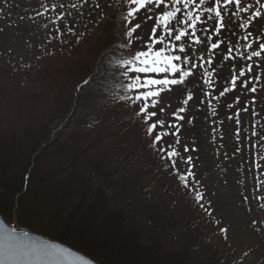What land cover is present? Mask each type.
Masks as SVG:
<instances>
[{"label":"rangeland","instance_id":"374dc122","mask_svg":"<svg viewBox=\"0 0 264 264\" xmlns=\"http://www.w3.org/2000/svg\"><path fill=\"white\" fill-rule=\"evenodd\" d=\"M60 2L67 5L72 2L79 3V0H0V63L31 66L33 69L35 65L44 61L42 58L48 50L59 52L58 50L67 49V45L76 39L82 19L85 26L90 24L92 16L101 15V10L104 9L105 12L108 3H115L117 0H88V3L79 11L72 10L74 19H66L69 23L76 25L75 34H68L64 22L60 21L58 26L64 34L58 38L54 30L56 26L49 23L50 18H54L56 13L49 11L42 17H37L35 14L44 10L42 5ZM97 2L101 6L100 9L94 8ZM80 12L83 13L82 17ZM29 17H35V22ZM240 31L237 30V33L239 34ZM194 47L199 46L194 45ZM205 67L209 71L210 65ZM203 74L204 68H201L197 78L200 79ZM209 74L211 75L210 71ZM34 76L31 70H23L12 80L0 73V87L5 88L0 94L1 196L5 197V192L10 188L9 183L2 185L1 180L5 179L4 182L9 180L2 177L10 175L16 168L17 162L19 168L23 170L20 160L24 153L27 156L31 153L29 150L25 151L29 141L42 145L51 138H57L62 142L66 140L65 154L63 156L59 154L58 166L71 164L76 170L84 171L91 184L105 191L109 205L121 208L123 211V222L116 218L119 223L113 219L111 224L116 233L113 235L117 243L121 241L134 244L130 243L132 237L139 242H145L149 237L154 238L158 247H152L151 255H157L154 259L157 264L158 256L164 257L163 264H169V260L176 264L181 257L188 255L189 260L186 264H264V207H262L264 205V159H262L264 158V140H260L259 136L251 135L253 125H255V131L264 135V118H258L260 97L256 98L257 115L251 114L250 106L249 112L240 113L239 126L235 123V115L237 108L243 107V102L233 109V119L224 121L222 127L218 126L208 106L206 108L204 156L208 159L210 173L215 175L216 181H219V175L224 178L219 187L222 195L226 196V202L221 208L223 221L220 229H226V238L221 241L213 229L197 223L180 222L175 218L176 214L168 208H158L152 195L135 189L129 171L133 161H129L130 156H126L125 153L128 148L125 151L124 147H118V155L108 154L107 156V152L112 148L110 132L107 129L104 130L99 139L98 133L101 132L95 128L97 127L95 121H90L85 126L74 130L70 111L68 114L64 113L66 115L64 118H51L50 121L54 120L50 123L45 119H38L40 121L38 123L33 121L32 119L40 113L44 115V112L39 111V107L45 105V99H54L59 103V107H62L61 111H66L67 107L62 102L66 99L65 92L68 89L61 78L56 81L51 80L53 81L51 83L46 81L44 84H36L33 81ZM200 81L204 92H208L207 86L203 85L201 79ZM30 91L34 92L31 94L41 96L38 104L28 101L26 94L30 93L26 92ZM261 93L264 92L261 90L255 95ZM206 101L207 104L208 101L212 103L211 95L206 97ZM155 110L160 117L161 113L158 109ZM25 124L31 126L32 138L22 133V127ZM237 127L241 129L239 141L236 138ZM39 129L41 131L36 132ZM77 132H83L84 135ZM72 133H74L73 136L69 137ZM250 144H256L257 147L253 148ZM238 147L239 152L236 151ZM198 150L200 149H195V151ZM182 158L187 159L185 156ZM256 164L262 167L257 168ZM203 183L211 185L206 180H203ZM241 184H244L245 190L242 189ZM24 185L21 191L12 193L11 197L15 199L14 201L25 193ZM54 196L51 190L42 192L41 189H35L24 198L25 208L24 206L20 208H24L22 212L20 211L22 214L14 209L4 217L11 225L23 226L60 240L56 235L59 234V230L62 235L64 234L61 231V225L59 222L49 220V215L46 213L55 209L56 213L61 212L57 213L58 216H65L70 206L77 201L78 196H65L59 211L58 202L53 199ZM39 198L41 201H38ZM243 200H246V204ZM101 219L102 217L99 218ZM253 220L256 224L252 223ZM136 225L141 227L142 233L137 234L134 229L129 230V227H136ZM50 227L55 229L49 230ZM117 227H119L118 232ZM220 229L219 236L224 234ZM119 250L125 252L121 247ZM167 252L170 253L169 256H165ZM100 262L103 263L102 260Z\"/></svg>","mask_w":264,"mask_h":264},{"label":"trees","instance_id":"16d2710c","mask_svg":"<svg viewBox=\"0 0 264 264\" xmlns=\"http://www.w3.org/2000/svg\"><path fill=\"white\" fill-rule=\"evenodd\" d=\"M249 2H252V0H249ZM107 6L105 12L104 9L100 12L103 16L102 19L101 15L92 16L90 24L86 26L82 19L79 24V33L76 39L67 45V49L58 50L59 52L48 50L42 58L44 61L35 65L33 69H31V66H13L9 63H0V73L13 80L23 70H31L35 75L33 81L36 84H44L46 81L51 83L53 82L51 80L63 79L68 89L65 92L66 99L62 103L67 107V110L61 111L62 107H59V103L55 102L54 99H45V105L39 107V111L44 112V115L40 113L35 119H31L37 123L40 122L38 119H45L46 122L50 123L54 120L50 121L51 118H64L65 114L71 111L74 130L85 126L90 121H95L97 124L95 128H98L101 132L98 133L99 139H101L104 130L107 129L110 132L112 148L107 152V156L108 154L118 155V147H124L125 151L128 148L125 153L126 156H130L128 160L133 161L129 171L135 189L141 193L153 195L158 208H168L176 214L175 218L180 222L197 223L213 229L216 236L222 241L225 239L226 234L219 236V229L223 221L221 208L226 202V196L222 195L219 187H221V180L224 178L219 175V181H216L215 175L210 173L211 167L208 159L204 156L206 108L208 104L201 81L197 78L199 83L196 81L190 83L189 87L193 91L194 100L190 101L188 106L182 103L187 97L181 86H173L171 92L162 93L160 105L165 109L160 118L164 119L166 123L171 121L180 125V132L177 134L179 144L176 143L177 137L171 134L164 139L163 143L166 146L172 145L180 157H192L194 179L199 181V184H190V188H195L202 194V200L198 203L194 199L195 192L183 187L177 175L173 173L170 166L171 162L161 160L160 154L150 147L151 138L145 133L146 125L135 116L133 107L127 106L124 101L119 99V95L124 94L121 85L127 79L122 75L123 69L119 64V58L129 51L135 52L143 49L136 44L131 48L121 49L118 47L119 32L124 31L125 27L119 24L121 17L117 12V2L108 3ZM126 9L127 6L124 10L126 11ZM143 14L144 10H141L137 17L138 22H141ZM114 19L119 28L115 32L113 30ZM153 24L154 20L143 22L138 30L140 35L146 38L150 37ZM158 31H162V29L158 28ZM253 31H256L255 25ZM77 37H79L78 42ZM228 38L230 37L227 33L224 37H221V40L225 41V46ZM109 45H113V48H115V55L113 51L109 50ZM162 46L159 45V47ZM101 56H103V60L100 59L99 64L96 65L98 58ZM209 65L214 86L211 89L208 88V92L211 93L212 104L216 109V115L212 116L217 120L218 126L222 127L224 121L229 120L228 116H232L233 109L239 106L235 105L234 101L236 96L240 95V92L239 90H233L226 93L224 97H219V91H223V87L231 86L232 65L223 62L222 58H214V63ZM213 67L219 75L212 72ZM149 75L162 77L164 74L152 73ZM86 79H91L92 83L87 86L76 87L82 80ZM261 82L264 83V80ZM4 90L5 88L0 87V94ZM262 91L264 92V90ZM26 93H30L26 94L28 95V101L38 104L41 96L31 94L34 93L32 91ZM252 96L260 97L261 104L258 118H264V107H262L264 106V93L243 95L241 96V102L251 101ZM200 100H204V103L197 106ZM230 103L234 104L231 109L227 107ZM180 107H186V111L179 113L184 117V120L177 121V118L172 114ZM190 118L191 123L188 122ZM221 121L222 123H220ZM40 129L36 132L41 131ZM31 130L29 124L22 127V133L28 138L33 136ZM169 132H175V128L169 129ZM77 133L84 135L83 132ZM65 143L66 140L62 142L56 138L43 147L36 142H28L25 151L29 150L31 153L28 156L24 153L20 160L23 170L19 168L17 162L12 173L2 177L9 179L7 182H4L5 179L1 180L2 185L9 183L10 188L5 192V197L0 195V212L4 216H8L10 211L14 209L17 212H22L25 208L23 202H26L24 198L35 189H41L42 192L51 190L55 194L53 199L58 202V211L65 196L75 195L78 196V199L70 206L65 216H58L57 213L61 212L56 213L55 209L46 213V215H49V220L59 222L61 225V231L64 234L62 235L59 230V234L56 235L57 238L81 249L99 261L102 260L104 264H157V261L154 260L157 255H151L152 247H158L154 238L149 237L147 241L139 242L132 237L130 243L134 244L122 243L121 241L117 243L113 235V233L115 235L116 233L111 224L113 219L118 222L116 218L121 223L123 222L122 209L111 207L105 191L91 184L84 171L76 170L71 164L58 166L59 154L62 156L65 154ZM185 146L189 149L187 152L184 151ZM197 148L200 150L194 152L193 149ZM201 149L203 150L201 151ZM166 163L169 164L167 168L165 167ZM177 168L180 169L181 173L186 174L188 166L181 163L180 159L177 158ZM27 175L28 177H26ZM203 180L209 181L211 185L204 184ZM236 182L240 185L239 181L236 180ZM23 185L25 186V193L20 195L16 202L11 195L13 192L21 191L24 188ZM241 187L245 190L244 184H241ZM38 201H41V198ZM201 203L204 205L203 208L200 207ZM243 203L246 204V200H243ZM23 206L24 208L20 209ZM100 217H102L101 220H99ZM50 228L49 230L55 229ZM118 229L119 227H117V232ZM131 229H134L137 234L142 233L141 227L137 225L136 227H129V230ZM119 247L123 248L125 252H121ZM169 255L170 253L167 252L165 256ZM188 256L181 257V260L176 264H186L189 260ZM163 258L158 256V264H163ZM168 263L173 264L170 260Z\"/></svg>","mask_w":264,"mask_h":264},{"label":"snow or ice","instance_id":"6c2138e0","mask_svg":"<svg viewBox=\"0 0 264 264\" xmlns=\"http://www.w3.org/2000/svg\"><path fill=\"white\" fill-rule=\"evenodd\" d=\"M87 3L88 0H79V3L72 2L67 5L63 2L42 5L44 10L35 15L42 17L49 11L55 12V17L50 18L49 23L56 26L54 30L60 38L64 33L58 22H64L68 34H75L76 25L69 23L66 18L74 19L72 10L79 11ZM117 5V12L121 17L119 24L125 27L124 31L119 32L118 47L131 48L136 44L143 49L129 51L119 58V64L123 69L122 75L127 78L121 85L124 94L119 95V99L127 106L133 107L135 116L146 125L145 133L151 138L150 147L160 154L161 160L171 162L173 173L177 175L181 185L195 192L194 199L199 203L202 194L195 188H190V184H199V181L194 179L192 157L189 156L185 160L172 145L166 146L163 143L171 134L177 137L176 143L179 144L177 134L180 132V125L171 121L166 123L158 116L155 109L161 114L164 113V107L160 106L161 94L171 92L173 86H181L184 89L187 98L182 103L188 106L189 102L194 100L189 85L193 81L199 83L196 74L201 68H204V74L200 79L203 85L211 89L214 84L205 65L213 64L214 58H222L223 62L232 65L231 86L223 87V91H219V97H224L226 93L238 89L240 95L236 96L234 104L240 105L241 96L264 90V83L261 82L264 80V0H252V2L249 0H117ZM125 6H127L126 11ZM100 7L98 2L94 4V8L100 9ZM141 10H144L143 18L141 22H136ZM80 15L83 13L80 12ZM29 19L35 22V17ZM153 20L151 36L147 38L141 36L138 30L142 23ZM158 28L162 31H158ZM113 30L114 32L119 30L115 19ZM237 30H241L239 34ZM225 33L230 37L226 41V46L225 41L221 40ZM78 41L79 37H77ZM159 45L163 46L159 47ZM153 46H157L155 50ZM108 47L115 55L113 45ZM100 59L103 60V56ZM212 72L219 75L215 67ZM152 73L164 75L162 77L149 75ZM91 83V79L83 82L84 86ZM210 94L204 92L205 97ZM203 103L204 100H200L197 106ZM234 104L230 103L227 107L231 109ZM255 105L256 97L252 96L251 101L245 100L243 107L237 108L235 115L237 126L241 124L240 113L249 112L250 106L251 114L257 115ZM208 108L211 115L215 116L216 109L211 101H208ZM185 111L186 107H180L172 115L177 121H182L184 117L179 113ZM228 119L231 121L233 116L229 115ZM188 122H192L191 118ZM172 128H175V132L170 133L169 129ZM240 132V127H237L238 141ZM251 135L259 136L260 140H264V135L255 131V125ZM250 146L257 147L256 144ZM188 150L185 146L184 151ZM236 151L239 152L240 148L238 147ZM177 158L181 163L188 165L186 174L181 173L177 168ZM255 166L262 167L260 164ZM165 167H169V164L166 163ZM257 186H260L259 180ZM200 207L203 208L204 205L201 203ZM252 223L256 224V221L253 220ZM220 231L226 233V229L222 228ZM0 264H95V262L63 243L33 237L28 231H18L16 227L0 219Z\"/></svg>","mask_w":264,"mask_h":264},{"label":"water","instance_id":"95a60500","mask_svg":"<svg viewBox=\"0 0 264 264\" xmlns=\"http://www.w3.org/2000/svg\"><path fill=\"white\" fill-rule=\"evenodd\" d=\"M0 219H4V217H3L1 214H0ZM4 220H5V219H4ZM5 221H6V220H5ZM6 223H7V221H6ZM11 226H12V225H11ZM12 227H16L18 231H20V230L28 231V232L30 233V235H32L33 237H37V238H40V239L49 240V241H53V242L63 243V242H61V241H59V240L52 239V238H50V237H48V236H45V235H43V234H41V233H39V232H35V231L33 232L32 230L30 231V229L25 228V227H20V226H12ZM63 244H64L65 246H68V245H66L65 243H63ZM68 247H71V246H68ZM71 248L74 249V250H76V251H78V252H80L81 254L87 256L88 258L92 259V260L95 262V264H102L101 262H98V261H96L95 259L91 258L90 256L86 255L84 252H82V251H80V250H77L76 248H73V247H71Z\"/></svg>","mask_w":264,"mask_h":264},{"label":"bare ground","instance_id":"6f19581e","mask_svg":"<svg viewBox=\"0 0 264 264\" xmlns=\"http://www.w3.org/2000/svg\"><path fill=\"white\" fill-rule=\"evenodd\" d=\"M31 231V230H30ZM33 231V230H32ZM34 232V231H33ZM61 242H63V243H65L66 245H68V246H71L70 244H68V243H66V242H64V241H61ZM71 247H73V246H71ZM91 258H93L92 256H90ZM93 259H95V258H93ZM96 261H98L99 262V260H97V259H95Z\"/></svg>","mask_w":264,"mask_h":264}]
</instances>
